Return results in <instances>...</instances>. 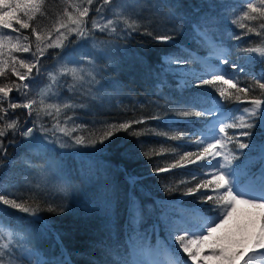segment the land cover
I'll use <instances>...</instances> for the list:
<instances>
[{"label": "snow or ice", "instance_id": "6c2138e0", "mask_svg": "<svg viewBox=\"0 0 264 264\" xmlns=\"http://www.w3.org/2000/svg\"><path fill=\"white\" fill-rule=\"evenodd\" d=\"M237 2L243 10L237 8ZM61 3L63 8L53 19L46 0H0V77L11 74L16 78L0 84V169L8 158L9 147H22L26 153L23 164L37 179L32 185L25 178L27 193L11 190L20 185L9 186L0 180V264H72L62 234L41 215H61L71 208L67 203L52 202L55 197H49L42 186L60 181L55 188L63 200L75 197L73 180L87 181L95 167L91 162L85 164L83 157L108 150L120 132L138 141L141 136L154 135L166 138V142L182 141L194 146L195 150L181 154L175 147L157 152L143 150L140 144L141 154L148 160L166 152L176 156L164 167L155 166L152 173L159 175L189 166L195 170L174 187L162 186L169 194L181 192L179 201L144 205L136 196L138 186L144 191V177L120 168L131 189L123 227L117 226L118 201L113 199L115 189L111 185L105 186L102 201L89 200L82 210L86 217H101L100 231L104 233L92 246L100 248L104 258L91 259V264H264V0H232L230 4L200 0L189 5L190 12L184 10L181 0ZM162 6L169 8L167 18L172 27L154 35L150 30L152 21L145 23L142 12L159 11ZM90 12L94 13L91 17ZM109 14L111 18H106ZM229 14L233 17L230 23L243 30L239 35L227 28ZM41 19L50 20V26L41 27ZM252 22L257 23L253 26ZM22 30H30V35H23ZM141 30L156 42L177 49L161 55L154 66L137 57L154 77L160 93L168 89L163 96L165 104L159 106L166 110L123 122L77 123L83 117L76 110L91 109L89 103L76 101L94 102L105 88L104 67L98 61H111L123 51L121 42ZM97 33L106 34L108 39L98 42ZM253 34L258 42L239 48V55L232 59L228 40L239 42ZM178 35H186L195 48L176 43ZM66 49L72 51L65 54ZM13 53H29L30 58ZM42 58L56 61V70L45 72ZM45 74L49 83L39 98L30 96L31 88ZM241 76L252 83L241 87ZM65 87L68 96L61 92ZM257 89L259 95L254 94ZM14 91L19 102L10 98ZM17 109L27 110L23 121L20 116L11 118ZM191 117L200 119L189 121ZM29 121L31 126H26ZM148 121L169 129L183 124L187 131L169 135L154 128H133ZM189 123L191 128L187 127ZM133 151L125 148L122 155L131 159ZM76 157L81 162L73 171L66 158ZM34 160L43 163L37 165ZM241 211L247 217L245 228L217 235ZM156 213L157 222L144 228L146 217ZM42 238H54L59 254L43 259L29 246Z\"/></svg>", "mask_w": 264, "mask_h": 264}, {"label": "trees", "instance_id": "16d2710c", "mask_svg": "<svg viewBox=\"0 0 264 264\" xmlns=\"http://www.w3.org/2000/svg\"><path fill=\"white\" fill-rule=\"evenodd\" d=\"M200 0H181L184 10L191 11L189 5H196ZM225 4L232 3V0H224ZM237 8L243 10V6L237 2ZM46 7L49 15L54 19L55 14L62 10L63 4L61 0H46ZM139 10V7L137 8ZM207 10L206 7L204 9ZM219 10V9H218ZM169 8L162 6L159 11L152 9L150 11H143L142 17L146 23L148 19L152 21L150 30L155 34H163L166 28H171L172 24L168 22L167 13ZM239 14V12H237ZM94 15L90 12V17ZM106 18H111L110 14L106 15ZM233 17L229 14L227 28L239 35L241 29L232 25L230 20ZM253 26L257 22H252ZM41 27L50 26V20L41 19ZM23 35H30V30H22ZM10 32V30H6ZM16 35L15 33H10ZM34 40V37H30ZM108 39L106 34L97 33V41H104ZM258 42V38L255 35L243 37L241 41L237 42L232 39L228 40L227 46L232 51V59H236L239 55L238 49L248 47L250 44ZM176 43H184L185 45L195 48V45H191L188 42L186 35H178L176 37ZM88 47H91L89 42ZM122 52H117L115 56L109 61L108 59L98 61V63L104 67V79L102 83L105 84V88L102 92L97 94V98L94 102L88 101H76L77 103L85 102L89 103V110L77 109V115L82 116V120H78L77 123H90L93 120L96 121H109V122H123L129 120L139 119L141 116H150L155 114L158 110L163 112L166 108L159 106L165 104L163 98L168 93V89H164L163 94L156 87L155 79L148 74L147 67L140 64L137 57H143L147 65H156L159 63V58L166 52H176L177 49L174 45H164L156 42L151 37L141 33L134 34L133 38L127 42H121ZM52 51V50H50ZM59 51V50H56ZM71 49H66L65 54L71 52ZM20 58H30L29 53H13ZM45 72H54L58 65L56 61L52 59L44 60ZM243 62V61H241ZM260 65H257L256 71L258 72ZM99 78V77H98ZM16 79L9 74L8 77H0V84L10 83L11 80ZM241 80L244 83L241 87L247 86L252 81L248 78L241 76ZM68 82L71 83V77H68ZM49 83V78L45 74L43 78L38 81L30 91V96L39 98V93L42 88ZM114 85V86H111ZM64 96H68L67 88L61 89ZM259 95V89L254 93ZM213 95H215L213 93ZM10 98L13 102H19V97L15 93H10ZM5 106H7L5 104ZM232 107V105H227ZM11 111V110H10ZM71 115L72 112L67 113ZM171 115V113H170ZM16 116L21 117V121L27 116V110L17 109L11 118ZM200 118L191 117L189 121L197 120ZM48 120V117H45ZM3 123V121H0ZM26 126H31V122ZM50 126V125H49ZM193 125L188 124V128ZM134 129H156L158 132H169V135L178 131H187L183 124L174 125L172 129L165 127L162 124H158L156 121H148L144 125H133ZM232 131V130H230ZM189 135L191 133L189 132ZM11 136L7 137L10 139ZM19 139V138H18ZM140 144H143V150L154 149L159 152L161 149L178 148L182 154L183 151H193L194 146L182 141H167L166 138L154 135L141 136L139 141L136 137L131 136L125 132L118 133L114 138L111 147L101 154H90L83 157L85 164L91 162L94 163L93 175L87 181L80 179L73 180V184L76 186L77 191L75 197L70 196L67 200H63L62 195L58 194L55 188V184L60 181H52L47 186H42L43 190L49 197H55L52 201L54 203H67L71 208V211L65 212L61 215H55L52 213H41L47 220H49L55 229L61 233L64 247L67 253H70L72 264H91V259L102 260L104 253L100 248H93V244L103 238L104 233L100 231V216H84L82 210L87 206L89 200H95L98 203L103 200L106 195V185H111L115 189L113 196L114 201H118L116 205V213L118 220V227L122 228L126 219V204L127 194L131 192L128 184L126 183L125 176L119 171L120 168H125L133 174H137L144 177L142 186L144 191L138 189L136 196L141 200L144 205L153 204L154 201H179L181 199V192L175 191L171 194L165 192L162 186H175L176 182L182 179L194 171V166H189L187 169H174L172 172H165L156 175L152 173V169L155 166L164 167L171 163L176 156L166 152L163 156H153L151 160L146 159L141 154ZM183 145V146H181ZM231 147V145H230ZM125 148L134 149L132 152V158H125L122 153ZM88 150H85L87 152ZM25 149L22 147H9L8 158L3 162V168L0 169V180H3L6 185H20L18 189L11 188V190H19L27 193L28 189L24 187L25 178L31 180V184L35 185L37 179L33 178L34 173L29 171L23 164L25 158ZM68 166L75 171L80 166L81 158L75 159L66 158ZM14 162V163H13ZM35 164L39 165L43 163L41 160H34ZM191 199V198H187ZM181 207H186V204H180ZM155 215L146 217L144 228H149L153 223H156ZM25 215V214H22ZM121 239H123L122 232L120 233ZM153 242L154 239H153ZM30 247H34L37 252L40 253L41 258L48 259L53 255L59 254V246H56L54 238H42L34 240ZM55 247V251L53 248Z\"/></svg>", "mask_w": 264, "mask_h": 264}, {"label": "rangeland", "instance_id": "374dc122", "mask_svg": "<svg viewBox=\"0 0 264 264\" xmlns=\"http://www.w3.org/2000/svg\"><path fill=\"white\" fill-rule=\"evenodd\" d=\"M76 66L79 67V65H76ZM46 86L47 85H45V87ZM45 87L42 88V90L45 89ZM48 102H53V101L49 100ZM246 221H247V217L244 214V212L241 211L239 214L234 216L231 221H229L227 226H225L224 228L220 229L218 231L217 235H221V234H224L225 232H229V231H235L238 228L239 229H244L245 226H246ZM189 264H190V262H189ZM210 264H214V262H210Z\"/></svg>", "mask_w": 264, "mask_h": 264}]
</instances>
